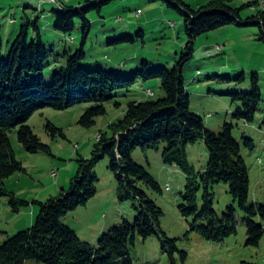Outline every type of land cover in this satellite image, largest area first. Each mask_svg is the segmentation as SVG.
Wrapping results in <instances>:
<instances>
[{
	"label": "rangeland",
	"instance_id": "374dc122",
	"mask_svg": "<svg viewBox=\"0 0 264 264\" xmlns=\"http://www.w3.org/2000/svg\"><path fill=\"white\" fill-rule=\"evenodd\" d=\"M102 0L100 2H103ZM101 11L87 13L92 28L84 45L90 69L115 70L131 75L142 69L147 61L150 67L172 69L187 53L189 38L185 29V16L164 0H106ZM192 10H199L212 0H182ZM78 2L73 3L79 9ZM249 2H258L257 9L247 7ZM64 0L56 4L47 0H0V33L3 52H6L17 37L21 27L30 20H38L44 43L53 48L54 55L45 72L46 83L52 82L56 67H65L68 55L81 49L83 23L75 20L72 36L57 32L54 10L63 9ZM92 1L91 4H96ZM234 9H240L246 19L258 11H264V0H228ZM67 4V3H66ZM130 36L134 41L128 40ZM34 26L29 28V43L36 41ZM125 37V38H124ZM67 54V55H66ZM254 73L260 77L262 102L253 123L234 118L237 105L232 94H247L252 91ZM185 87L190 95V109L203 118L206 128L219 133L226 122L235 127L233 136L241 145L242 157L249 171L251 204L264 205V34L260 25H227L200 35L195 40L194 57L183 71ZM241 79V80H240ZM153 92V96H148ZM117 98L107 104V113L96 120L93 127L79 124L87 105L65 111L45 108L37 111L28 125L41 141L50 146L52 155L31 154L18 140V131L9 137L18 161L24 171L16 172L6 180V187L17 198L30 203L19 213H14L7 197H0V246L21 231L32 228L39 214V205L68 190L77 176L82 161H91L100 136L109 132V126L122 119L132 102L158 100L165 96L159 81L137 83L128 90L117 92ZM116 102L118 105H116ZM61 129L64 136H53L48 124ZM248 140H252L251 148ZM189 163L196 172L207 168L209 154L204 141L187 147ZM133 160L145 168L161 186L157 192L145 184L140 187L163 211L160 230L166 238L175 241L177 250L162 242L161 236L148 239L137 236L131 247L134 264H264V237L259 247L247 246V228L244 214L238 208V233L223 242H211L192 230L194 218L182 216L179 206L188 177L177 165H166L159 151L135 150ZM107 157L100 159L94 172L97 174V194L87 205L69 213L64 222L76 231L82 241L96 247L102 234L112 227L127 221L133 223L138 215L139 201H120L118 181L109 168ZM214 208L220 214L233 204L228 186L212 187ZM203 191L199 194V206L203 204ZM238 207L237 204H235ZM35 212L34 217L32 213ZM264 226V219L256 218ZM165 246V247H164ZM33 264V263H28Z\"/></svg>",
	"mask_w": 264,
	"mask_h": 264
},
{
	"label": "trees",
	"instance_id": "16d2710c",
	"mask_svg": "<svg viewBox=\"0 0 264 264\" xmlns=\"http://www.w3.org/2000/svg\"><path fill=\"white\" fill-rule=\"evenodd\" d=\"M164 1L185 16L189 38L187 53L172 69L150 67L144 61L142 69L124 75L115 70L90 69L83 65L87 57L84 45L92 28L87 13L93 9L101 11L106 0L96 4L86 2L79 9L63 5V9L54 10V29L61 34L72 36L75 20H82L83 42L80 50L67 56L65 67L53 70L50 84L46 83L45 72L54 50L44 43L38 20H29L23 25L6 52L2 49L0 33V197L9 198L14 213H19L30 203L20 200L6 187L7 179L24 171L16 157L10 132L19 129L18 140L29 153L52 155L50 146L43 143L28 125L37 111L45 108L65 111L87 105L79 124L90 128L96 124L97 118L107 113L106 106L118 97V91L128 90L139 82L156 80L165 92L161 99L128 105L124 117L112 123L109 132L100 136L93 159L81 162L70 188L45 202H35L39 205V214L34 226L0 246V264H134L130 252L136 245L137 236L148 239L159 235L165 245L177 250L175 241L168 240L160 230L163 211L140 187L145 184L154 191H162L152 175L133 160L137 149L146 152L162 148L163 162L177 165L187 175L188 183L179 210L183 217L194 218L193 231L208 241L223 242L238 233L239 208L247 228V246H260L264 226L256 218L264 219V205L249 202V171L241 154V145L233 136L235 126L226 122L219 133L206 128L203 118L190 109V95L185 87L183 71L194 57L195 40L200 35L227 25H260L264 34V11L262 9L244 19L240 9L232 8L228 0H212L197 11L182 0ZM257 3L249 2L246 6L255 10ZM31 26H34L37 37L36 41L29 43ZM125 37L134 41L130 36ZM251 87L250 93L232 94L237 105L234 118L246 123L254 122L263 98L257 73L252 76ZM47 127L54 137L64 136L61 129L50 123ZM199 141L205 142L209 159L206 170L197 173L189 163L187 147ZM248 144L254 147L252 140H248ZM105 157L109 159V168L118 181L119 200H138V215L133 223L125 221L112 227L100 236L98 245L92 247L82 241L64 219L80 206L87 205L97 194L99 178L94 167ZM219 184L228 186L233 199V204L222 215L214 208L211 192L212 187ZM201 191L203 204L199 206Z\"/></svg>",
	"mask_w": 264,
	"mask_h": 264
},
{
	"label": "crops",
	"instance_id": "0c3cea01",
	"mask_svg": "<svg viewBox=\"0 0 264 264\" xmlns=\"http://www.w3.org/2000/svg\"><path fill=\"white\" fill-rule=\"evenodd\" d=\"M66 3H65V5H67V6H73V3L74 2H77V0H64ZM92 1H96V2H100V1H102V0H87V2H92ZM78 5H79V8H82L84 5L83 4H81V2H78ZM34 215H35V212H33L32 213V217H34Z\"/></svg>",
	"mask_w": 264,
	"mask_h": 264
},
{
	"label": "built area",
	"instance_id": "2783aa9c",
	"mask_svg": "<svg viewBox=\"0 0 264 264\" xmlns=\"http://www.w3.org/2000/svg\"><path fill=\"white\" fill-rule=\"evenodd\" d=\"M47 2L56 4L58 0H47ZM148 96H153V94H151V92H148Z\"/></svg>",
	"mask_w": 264,
	"mask_h": 264
},
{
	"label": "bare ground",
	"instance_id": "6f19581e",
	"mask_svg": "<svg viewBox=\"0 0 264 264\" xmlns=\"http://www.w3.org/2000/svg\"><path fill=\"white\" fill-rule=\"evenodd\" d=\"M53 4V3H52ZM151 94H153V92H151Z\"/></svg>",
	"mask_w": 264,
	"mask_h": 264
}]
</instances>
